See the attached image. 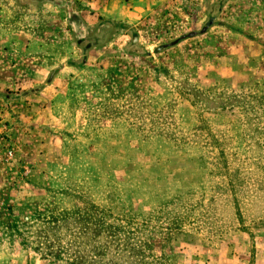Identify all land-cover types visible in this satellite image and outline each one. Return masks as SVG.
I'll return each mask as SVG.
<instances>
[{
	"label": "rangeland",
	"instance_id": "374dc122",
	"mask_svg": "<svg viewBox=\"0 0 264 264\" xmlns=\"http://www.w3.org/2000/svg\"><path fill=\"white\" fill-rule=\"evenodd\" d=\"M0 264H264V0H0Z\"/></svg>",
	"mask_w": 264,
	"mask_h": 264
}]
</instances>
